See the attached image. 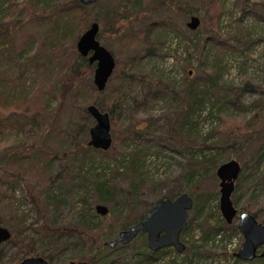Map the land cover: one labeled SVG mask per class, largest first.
I'll return each instance as SVG.
<instances>
[{"label": "trees", "instance_id": "trees-1", "mask_svg": "<svg viewBox=\"0 0 264 264\" xmlns=\"http://www.w3.org/2000/svg\"><path fill=\"white\" fill-rule=\"evenodd\" d=\"M221 1H211L213 25L216 29L214 34H208L206 39L214 40L215 47L221 44L219 50L224 52L226 48H236V46L230 43L229 38L218 34L224 11ZM146 3L152 5L151 10H155L157 6L170 4L175 5L177 10H183L187 16L195 14L191 9L187 10L183 7L178 0H131L118 5L122 10H126L123 13L115 8L112 0H99L89 5L79 0H0V21L14 12L18 15L17 23H29L35 28L43 26L39 31V36H42L40 44H36L37 36L32 34L34 37L27 40L22 49L17 51L16 58L19 60L18 63H22V67L17 68L18 71L13 73V76L5 74V67H11L14 62L7 56L10 54L8 48L10 42H7L5 34L7 29L0 30V136L5 128L10 130L7 138L3 140L7 146L0 147V224L11 231V238L0 243V264H13L25 256L34 255L44 257L49 262L57 261L56 253L58 251L63 253L65 246L55 244L56 241L64 239V234L70 235L73 239L72 253L68 257L70 260L77 259L76 261H80L81 264H113L117 261L116 257L109 256L112 253L116 254L114 251L124 246L118 243L111 247L106 243L117 237L114 236L116 231L134 225L151 209L155 201L165 197L175 198L176 195L185 192L180 187L175 188L176 182L190 179L198 174L208 176L209 173H214L219 164L225 161L222 157L227 148L234 147L238 141L240 142V138L245 139L242 128L249 129L248 124L244 121H236L223 109L225 106L228 108L229 103L238 105L240 94L229 90V93L224 92L221 98L220 94L215 96L212 85L206 82L213 81L212 78L201 77L200 81L188 82L187 97L180 96L178 89L172 85L166 84L165 87L160 88L153 81L144 84L145 93L140 99H129L124 93L127 82L135 77V64L138 59L150 54H159L166 46L171 33L177 37L185 36L182 26L169 17L151 21L146 28L139 26L136 30H128L122 34L119 22L126 17L129 18L130 5L140 8ZM98 5L103 6V16L110 31L122 34L123 50L127 54L124 66L120 68L116 66L105 90L102 91L96 88L92 78L94 63H90L88 57L80 56L74 46L80 35L79 32L88 28L92 21L100 20L99 16L92 12ZM248 10L252 11L247 7L244 12ZM101 32L98 36L100 38ZM194 32L196 39H192V43L186 46L185 51L189 54L188 59L196 56L197 53L201 54V62L204 65L205 44L204 47L201 45L202 39L197 35L200 30ZM61 39L66 40L68 47L61 43ZM70 47L71 51H74V56L79 57V62L60 65L62 52L65 55L66 48L69 50ZM139 50L144 52L138 53ZM216 54L220 55L217 50ZM38 65L41 66L43 76L47 77L50 74V77L56 81L51 86L47 85L45 101L36 108L34 102L36 92L30 78L33 74L31 72L37 70ZM217 66L216 58L213 62H207L206 72L210 70L212 72ZM214 73H217L216 70L210 76L213 77ZM169 90L177 98L180 97V101L185 100L176 106L172 123L166 124L167 120L160 125L152 115L149 117L150 123L144 126H135L120 119L122 114L129 113L128 107H132L131 101L136 108L147 107L150 100L161 99ZM105 93H110L109 98L112 100L110 103H107V99H99L101 94ZM52 99L57 102V110L69 103L67 105L71 107L70 121L73 122H69V125L71 124L72 131L68 126L55 124V114L51 118L42 120L41 117L52 110ZM90 102L96 103L101 110L110 112L113 145L107 151L86 144L90 136L89 128L94 124L91 114L86 111V105ZM206 110H208L206 117L211 116L213 112L219 116V123L214 127L216 140L211 143H207L211 135L203 136L198 128L202 113ZM253 119V125L258 127L259 120ZM187 139L197 140L191 155L187 156L188 170L175 178L166 177L161 181H153L145 175L144 167L149 152L160 151L167 147L174 150L177 142H186ZM258 148L254 155L257 157L254 159L261 162L264 157V140ZM57 161L59 162L54 165ZM8 163H11L15 170L14 173L9 174V178L4 170V165ZM97 163L100 164L95 166ZM251 168L255 170L256 166L253 164ZM55 169L58 170L52 175ZM62 172L60 182L55 184ZM246 175L247 173L243 172V177ZM42 177L47 180L46 186L41 190L39 188L35 190V181ZM240 178L241 175L236 181L232 196L234 204L238 207L239 194L236 191L242 184ZM14 181L22 183L18 196L14 190ZM166 186L168 191L162 193ZM148 196L152 201L148 202ZM192 196L193 208L189 212L188 224L181 234V238L187 242L184 252L192 255L201 254L200 246L191 238L193 227L200 216L204 217L202 223H199L203 232L200 239H208L210 236L216 239L215 237L219 236L222 240L231 241L233 236L240 232L237 223L233 221L229 224L221 216L218 205L216 211L206 212L213 196L211 192H193ZM21 200L29 202L39 213V226L27 223ZM99 202L113 205L124 203L129 209L142 203L148 204L143 212L132 219L127 218L129 214L124 215L125 221L108 232L107 229L110 230L114 224L112 213L110 215L112 208L107 215L98 214L95 205ZM59 204L71 208L72 225L66 227L55 225L54 217L57 214L55 206ZM244 210L250 211L257 218L260 217L259 210L255 207L240 209V211ZM214 215L215 222L209 224L210 218ZM144 234L140 232L137 236ZM144 244L148 246L147 241ZM12 245L18 247V251L13 254L12 259H2L1 252ZM167 248L175 251L173 246L147 250L144 252L145 257L142 256L137 263L146 262V259L155 260ZM182 252L176 250V256H181ZM187 262L192 263L191 257L182 256L180 264ZM250 264H264V257L257 256Z\"/></svg>", "mask_w": 264, "mask_h": 264}, {"label": "rangeland", "instance_id": "rangeland-1", "mask_svg": "<svg viewBox=\"0 0 264 264\" xmlns=\"http://www.w3.org/2000/svg\"><path fill=\"white\" fill-rule=\"evenodd\" d=\"M112 1L115 8H118L119 12L121 13L126 10H122V8H120L118 5L124 4L127 1L131 2V0ZM178 1H180L183 7H185L187 10L191 9L193 13L201 18V24L196 29H190L187 26L190 16H187L183 10H177L175 5L168 4L165 6H157L155 10H151L152 5L150 4L149 6L148 3H146V5H141L140 8H134L132 4H129V18L126 17L123 21L119 22L122 34L128 30H136V27L139 26L146 28L148 23L151 21L161 18L166 19L169 17L174 19L178 25L182 26L185 31V36L180 35V37H177L174 33H171L167 39L166 46L160 51L159 54H150L138 59L139 61L137 60L135 64V77H133L134 79H131V81L129 80L127 82L125 87L126 91H124V93L129 99H140L145 93L146 87L144 84L149 83V81H153V83L160 88L165 87L166 84L172 85L178 89L180 96L187 97L186 84L188 82H192L193 80L200 81L201 77H206L212 78L213 80L206 82L212 85L215 96H219L220 94L221 98L223 93L227 91L229 93V90H234L235 93L240 94L238 105L229 103L230 106H228V108L223 106V109L227 115L231 116L236 121H244V123L248 124L249 129L242 128L245 134V139L240 138V142L238 141L234 147L227 148L228 150L224 152L222 160L226 161L232 157L241 162L242 171L246 172L247 175L243 177L242 172L240 178L242 184L240 189L236 191L239 194V208L243 209L249 206L253 208L255 207L257 210H259L258 213L260 214V217H258V219L260 221H264V157L261 162H257L254 159V157H257L254 155L259 149L258 147L263 143L264 140V0L221 1L222 5H224V11L221 16V23H219L218 34H222L224 37L229 38L230 43L236 46V48L228 47L224 52L223 50H219V47L222 46L221 44H218L217 47H215L214 40L210 41L206 39V36L208 34H214V30L216 29L213 25L211 6L212 0ZM247 7H250L252 11L250 12V10H248L244 12V9ZM151 11L153 13H151ZM92 12L98 15L100 18L98 22H100L99 32L102 31V37H99L101 43L105 44L110 50L113 51L114 55L116 56V66L118 68L124 66L127 60V54H125L123 50L122 34L119 35L110 31V27L105 22L106 20L103 16L104 11L102 5L96 6ZM17 17L18 15L12 12L9 17L3 18L0 21V30L5 28L7 29L5 34L7 37V42H10V45L8 44L10 54L7 56H9L10 61L13 60L14 62L11 67H5V74L7 73V75L10 76H13V73L18 71L16 70L17 68L22 67V63H18L19 60L16 58V53L19 51V49H22L27 40H29L31 37H34L32 34L37 36L36 44H40V41L42 40V36H39V31H41L43 28L42 25H40L39 28H35L32 25H29V23H17ZM26 28H28V30ZM197 30H200L197 35L202 39L201 45L204 47L205 44L204 51L206 53V59L204 57V62L206 63L204 65L201 62V54L197 53L196 56H191L190 59H188L189 54L187 51H185L186 46L192 43V39H196L194 31ZM30 31L34 33H31ZM29 34L30 36H28ZM61 40V43L68 47L66 45V40ZM71 49V47L69 50L66 48L65 55L62 52L61 61L59 63L60 65L62 63L70 65L73 63V61L79 62V57H75L74 51H71ZM216 50L220 55L216 54ZM142 52L144 51L139 50L138 53ZM217 57H219V60H217ZM215 58L218 62V66L213 69L212 72L211 70L206 72L205 66L207 65V62H213ZM38 66L39 67L37 70L31 72L33 74L32 78H30L33 82L36 92L34 96L36 108L41 102L43 103V101H45L44 98L47 96V92L45 91L47 85L50 84L51 86L56 81L53 77H50V74L47 77L43 76L41 66ZM215 70L217 73H214V76L211 77L210 75L213 74ZM170 91L171 90H169L166 95L162 96L161 99L150 100L147 107L140 106L139 108H136L133 101H131L130 106L132 107H128L129 113L122 114L120 119H124L126 122L133 123L135 126H144L150 123L149 117L152 115L155 117L154 119L159 121L160 125L167 122V120L168 123L166 124L172 123L173 118L175 117L174 110L176 106L178 103H182L185 100L180 101V97L177 98ZM109 94L110 93H105L103 95L101 94L99 99H107V103H110L112 100L109 98V96H111ZM51 102L52 110L50 113L41 117L42 120L43 118H51L55 114V124L68 126L69 130L72 131V126L71 124L69 125V122H71V107L67 105L69 103L62 106L60 110H57V102H55L54 99H52ZM207 111L208 110L202 113V119L198 123V128L200 129L203 136L207 137L208 135H211L207 139V143H211L216 140V131H214L216 128L214 127H216L219 123V116L217 113L213 112L211 116L206 117ZM253 118L259 120L260 125H258V127L257 125L256 127L253 125ZM233 119L229 118L230 121H233ZM92 122H94V119ZM220 126H222V124ZM9 131L10 130H8V128H5V131L0 136V147L3 146L4 148L7 146L6 142H3V140L7 138ZM196 141L187 139L186 142H177L175 145L176 149L174 150L167 147L161 149L160 151L152 150L149 152L148 156L146 157V165L144 167L145 175H147L148 178L153 181H161L166 177L175 178L177 175L185 172L188 170L186 167L187 156L191 155V150H193L197 145ZM58 162L59 161L55 162L54 165H56ZM98 164L100 163H97L95 166H98ZM253 164L256 166L255 170L251 168ZM4 170L8 178L9 174H12V172L14 173L15 171L14 166L11 163L4 165ZM57 170L58 169H55V171L53 170L52 175L55 174ZM62 176L63 172L57 181H55V184L60 182V178ZM46 182L47 180H44L43 177L39 180H36L34 183L36 188L35 190H38V188L41 190L42 187L46 186ZM13 184L14 190L18 196V194H20L22 183L14 181ZM174 186L175 188H182L183 191L189 192L191 195H193V192H211L213 196L209 202L210 206L206 204V212L214 210L216 211L217 205L220 211V183L216 171H214V173H209L208 176H200L198 174L197 176L191 177L187 180L182 179L176 182ZM167 191L168 186L162 190V193ZM151 199L152 198L148 196V202L152 201ZM20 203L21 207L26 213L27 223L39 226V213L36 212L29 202L21 200ZM103 203L107 204L109 210L112 208L110 215L112 213L111 218L113 219L114 224L110 230L107 229L108 232L112 231L115 226H119L122 221H125V218L123 219L124 215L129 214L127 218L129 217V219H132L134 216L143 212L146 209V205L148 204L142 203L133 209H129L126 208L125 204L122 202V205H113L112 203L108 202ZM61 205L59 204L58 206H55V208H57V214L54 217L56 218L54 223L57 227L70 226L73 224V212H71V208L69 206ZM44 209L47 211L46 207ZM203 219L204 217L200 216V219L196 221V224L193 227L194 230L192 231L193 235L191 237L194 239V241H196L197 245L200 246L199 250H201V254L192 255L189 252L183 251L180 254L181 256L177 257L176 249L173 247L175 251H172L173 249L171 248H167L157 259H146V262L139 263L180 264L182 256H189L191 257V264H238L240 259L235 253L240 249L239 247L244 242V237L241 231L234 235L231 241H225L224 239L222 240L219 236H216V239L211 238V236L208 239H200V237L203 235V232L199 223H202L201 221H203ZM215 219L216 216H212L210 218L209 224L215 222ZM234 222L237 223L238 218H236ZM63 232H65V230ZM144 233V235L136 236L129 243H121V245L124 244V246L114 251L116 254L112 253V255L109 256L111 258H113V256L116 257L115 259L117 261L113 264H138V260L142 259V256L145 257L144 252L151 250L149 246H145L144 244V242L147 240V233ZM118 235L119 232L116 231L114 236ZM181 240L187 244L186 240L182 238ZM72 243L73 239L70 237V235L65 236V234L64 239L56 241L55 245L65 246L64 252L62 253L58 251V253H56L58 256L57 261H51L50 263H68L70 260L68 257H70V253H72ZM261 247L264 248V246ZM57 250H59V248ZM17 251L18 247L14 245L11 247H6V249L1 252V256L3 257L2 259H12L13 254ZM74 260L76 261L77 259Z\"/></svg>", "mask_w": 264, "mask_h": 264}, {"label": "water", "instance_id": "water-1", "mask_svg": "<svg viewBox=\"0 0 264 264\" xmlns=\"http://www.w3.org/2000/svg\"><path fill=\"white\" fill-rule=\"evenodd\" d=\"M85 5L99 0H79ZM201 24V18L192 14L187 26L196 29ZM100 22L94 20L88 28L80 32L75 42L76 50L81 56L88 57L90 63H94V83L100 91L105 90L116 68V56L99 39ZM94 119V124L89 128V139L86 144L107 151L113 145V132L111 115L108 110H101L96 103L86 105ZM220 183V212L227 223L231 224L238 218L237 226L243 234L244 242L235 253L240 259L238 264H250L257 256L264 257V221H260L251 212L240 209L233 202V192L236 181L242 173V164L235 158H230L219 164L216 169ZM175 198L165 197L155 201L149 211L142 216L134 225L119 231V235L112 240L106 241L108 245L115 246L118 243H129L140 232L147 233L148 246L152 250L173 246L177 251H184L186 243L181 240V234L188 224L189 212L193 208L194 198L188 192L176 195ZM98 214L107 215V204L99 202L95 205ZM11 238L8 227L0 224V243ZM262 248V249H261ZM13 264H52L39 255L25 256ZM67 264H81L75 260Z\"/></svg>", "mask_w": 264, "mask_h": 264}, {"label": "flooded vegetation", "instance_id": "flooded-vegetation-1", "mask_svg": "<svg viewBox=\"0 0 264 264\" xmlns=\"http://www.w3.org/2000/svg\"><path fill=\"white\" fill-rule=\"evenodd\" d=\"M232 158V157H231ZM229 160V159H228ZM233 198V197H232ZM238 207V206H237ZM239 208V207H238ZM240 209V208H239ZM250 212V211H249ZM253 214V213H252ZM235 221V220H234Z\"/></svg>", "mask_w": 264, "mask_h": 264}]
</instances>
